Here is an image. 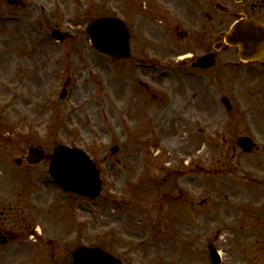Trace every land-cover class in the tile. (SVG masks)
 Listing matches in <instances>:
<instances>
[{
    "label": "rangeland",
    "instance_id": "374dc122",
    "mask_svg": "<svg viewBox=\"0 0 264 264\" xmlns=\"http://www.w3.org/2000/svg\"><path fill=\"white\" fill-rule=\"evenodd\" d=\"M257 2L246 6L252 15L259 14L251 9ZM205 10V0H22L16 6L0 0V229L33 242L3 246L11 254L0 264H67L80 242L112 247L116 240L133 250L129 264H211V244L221 251V264H264L233 229L238 218L230 194L239 184L225 180L237 175L222 167L237 158L222 137L201 130L208 114L214 125L226 111L220 94L251 97L258 76L228 73L227 83L218 79L208 91L204 74L181 60L218 39L220 17L210 21ZM110 15L131 31L128 58L106 55L90 42L88 23ZM55 27L72 37L58 41ZM228 53L237 59L234 48ZM59 144L81 147L101 168L100 198L63 191L48 172L49 158L37 166L15 161L30 146L50 154ZM179 166L187 170L180 182L197 208L181 203L175 215L158 183ZM218 176L224 182L212 186Z\"/></svg>",
    "mask_w": 264,
    "mask_h": 264
},
{
    "label": "flooded vegetation",
    "instance_id": "af4514ba",
    "mask_svg": "<svg viewBox=\"0 0 264 264\" xmlns=\"http://www.w3.org/2000/svg\"><path fill=\"white\" fill-rule=\"evenodd\" d=\"M221 1L226 6H219L217 0H205V6L210 10L206 13V16L210 21H213L219 16L218 23L221 27V30L217 34L218 40L216 41L220 44V49L217 52V63L213 68L204 70L207 89L211 91L213 84L215 81H218V79L222 85L227 83L229 78L228 73L232 74V79H237L241 76L240 74L246 76L247 74L255 73L258 79L253 82L256 85V92L251 97H244L236 94L231 96L227 93L228 90L225 89L226 92L220 94L219 100L223 103L225 97H228V100H230V109L225 104L226 111L219 114L217 119L214 120L216 121L214 125L211 124L213 114H208L206 127L212 134L222 137L221 143L227 146L228 153L232 152L233 156L237 158L236 162H226L225 165L227 167H222V169L226 168L228 171L234 172L237 175V181L236 178L232 176H228L225 180L239 184V187L237 186L239 190L238 193L237 190H234L236 192L233 191L230 194L236 197V206H234L236 211L232 214H236L238 218L236 224L233 226L238 227L243 233L242 242L244 244L246 243V246L252 248L258 260L259 256L264 258V60H243L239 53L240 48L224 42V35L230 29L231 24L240 16L250 15L264 23V2L260 0L259 3L257 2L255 5H251V9H259L257 11V13H259L258 15H251L249 12L250 9L246 7H249L248 4L250 0L246 3L242 0ZM237 3L242 6L238 8ZM221 8L225 9V11ZM230 16H235V20L228 24ZM188 34L189 32L181 33V37H185ZM212 45L211 43L209 44L206 52L212 50ZM231 48H235L237 59L231 57L230 53H228ZM221 59L225 61V64L219 65V62L222 61ZM243 89L244 88H242V90ZM211 100H213V97L208 99L210 105H212ZM241 101H248V103L240 107ZM241 138L248 139L247 147L246 145H239ZM177 169H180V167H177ZM183 178L184 175L176 179V184L179 188V194L177 196L173 197L171 194L161 195L164 198L169 197V200L172 201V203L169 201L168 206L172 209L171 212L174 214L177 213L176 210L180 207L181 203H184L183 206H190L193 209L197 208V203H195L194 198H188L186 195V193H188L187 190L181 185L180 181H182ZM194 182L195 181L189 184H194ZM219 182H224V178L220 176L212 178V186H218ZM193 189L194 188L191 190ZM215 192L217 193L215 197L220 198L217 189ZM213 193L211 191L209 195L212 196ZM222 196L228 197L226 193H223ZM198 204L200 206L206 204V202L202 199L198 201ZM222 204L221 202V204L219 203L217 206H221ZM160 207L164 209V201L160 203ZM114 218L115 217H112V219ZM20 236L21 235L16 234L13 230L0 229V238H6L5 243H3L4 245L0 242V247L2 248L3 246L9 245L26 246L30 244L26 241L27 237L23 236L20 240ZM113 242L114 244L112 247L108 246L107 242L104 241L93 244L92 246L106 249L122 259L125 264H129L128 261L126 262V259L132 254L133 250L128 251L129 247H126L128 242L126 240H121V242L120 240H116V242ZM117 242L119 243V249L121 251L126 250V252H121L117 249ZM83 244V242H80L78 245ZM16 251L17 249L15 248V252ZM7 253L11 254L9 251L5 250L4 252L0 249V259H4V254ZM66 263L69 264L68 256Z\"/></svg>",
    "mask_w": 264,
    "mask_h": 264
},
{
    "label": "water",
    "instance_id": "95a60500",
    "mask_svg": "<svg viewBox=\"0 0 264 264\" xmlns=\"http://www.w3.org/2000/svg\"><path fill=\"white\" fill-rule=\"evenodd\" d=\"M11 4L19 0H8ZM93 43L101 50L113 55L124 57L130 54V35L126 25L117 18L101 17L88 26ZM53 35L61 40L69 34L58 29ZM228 42L239 43L248 51V58L259 57L264 50V28L256 21L241 19L227 36ZM214 62V54H208L198 59V65L208 67ZM64 95V94H63ZM44 158V150L40 147H30L26 159L29 163H39ZM49 171L55 181L65 190L90 197H97L101 192V179L91 158L80 148H72L64 144L58 145L50 156ZM19 163L20 159L17 160ZM172 172L168 181L160 184L161 192L177 190ZM213 264L219 262L218 256L211 248ZM70 264H122L116 257L100 248L78 247L70 257Z\"/></svg>",
    "mask_w": 264,
    "mask_h": 264
}]
</instances>
